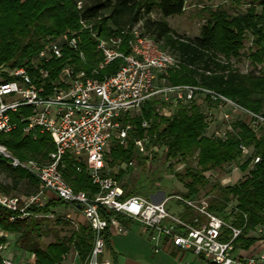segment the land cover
<instances>
[{"label":"trees","instance_id":"1","mask_svg":"<svg viewBox=\"0 0 264 264\" xmlns=\"http://www.w3.org/2000/svg\"><path fill=\"white\" fill-rule=\"evenodd\" d=\"M183 9L184 0H0V81L11 78L3 68L25 67L33 82L37 83V68L31 62L35 59L43 38L47 35H59L67 29L80 35L87 63L74 52L65 49L64 59L52 60L42 66L49 70L50 77L53 78L65 59L70 57L76 70L83 69L89 73L88 64L99 62L101 55L95 49L96 43L90 36L89 29L82 28L79 19L90 23L91 28L102 38L109 35L111 27L121 30L139 24L144 33L157 42L162 41L160 48H169L183 62L180 69L167 71L170 84H200L210 87L242 107L264 115V0H249L243 13H234L231 17L218 9L208 19V23L202 25L198 36L186 38L175 34L164 20L165 17L180 14ZM153 10L159 13L158 19L150 17ZM246 33L249 34L250 46L241 52ZM122 50L126 51L124 47ZM239 56L246 57L252 64V69L247 72L235 69L230 58ZM117 65V60L106 65L98 71V76L113 73ZM205 71H209V74ZM194 101L189 105L180 104L170 117L157 113L159 101H145L140 113L129 118L132 129L127 137V144L121 146L112 142L105 161L110 167L134 161L143 171L144 164L134 149V140L142 137L145 131L152 144L166 147L160 158L161 162L170 160L175 164L185 161L197 150V166L187 162L174 175L185 187L184 195L188 197L198 194L199 188L208 183L203 174L205 171L236 160L240 155V143L250 147L252 156H259L258 162L248 168V157L239 165L242 171H247L241 180L227 185L212 183V196L209 199L210 210L241 229L240 235L233 242L234 249L247 250L257 240L251 232L264 227V126L258 132H253L245 121L236 120L233 131L225 139L207 135L206 115ZM28 111L27 107H20L16 112L10 113L16 126L7 134L0 132V143L19 158L47 161L54 145L47 133H37L33 138L32 133L23 131L25 122L21 121V117L27 115ZM143 120L149 124L146 129L141 127ZM62 163V177L74 191L85 190L90 194L97 191L83 162L78 163L72 154L66 153L62 157ZM77 166L81 167L80 171L76 169ZM125 170L121 168L116 174H111L120 182L123 197H146L158 189L159 186L153 183L154 177L149 174L144 173L145 181L138 185L131 182L133 175L129 174L124 178ZM0 173L9 178L8 183L0 182V190L6 194L20 188L24 189L25 195L37 191V181L34 178L22 169L10 168L1 158ZM62 204L64 202L60 199H54L48 200L40 208L29 206L26 211L30 215L13 222L9 221L12 212L0 209V231L13 235L14 246L34 256L31 264H59L62 256L71 251L76 252L78 261L82 264L93 242V233L87 223L72 227L69 235L60 237L55 234L54 240L45 245L40 242V237L49 233V230L34 215L46 214L51 208ZM99 213L108 222L103 231L107 246L110 218L121 223L123 215L107 212L102 206L99 207ZM5 242V236L1 235L0 243Z\"/></svg>","mask_w":264,"mask_h":264},{"label":"built area","instance_id":"2","mask_svg":"<svg viewBox=\"0 0 264 264\" xmlns=\"http://www.w3.org/2000/svg\"><path fill=\"white\" fill-rule=\"evenodd\" d=\"M77 7H80V2ZM79 23L82 28L89 29L96 43L95 49L101 55L99 62L88 64L89 73L83 69L76 70L70 57L65 59L53 78L49 70L42 66L52 60L64 59L65 49L74 52L87 63L80 35L67 29L59 35L43 38L31 62L37 68V83L33 82L25 67L7 70L11 78L0 81V132H11L16 125L10 113L20 107H27V115L21 117V121L25 122L23 131L32 133L33 138L37 133H47L54 145L47 161H39L19 158L0 143V158L10 168L22 169L37 181V191L23 200L16 194H6L0 190V209L12 212L9 221L29 216L30 213L26 211L29 206H44L48 201L45 192L50 191L56 199L79 211L92 230V247L82 264H111L110 259L104 256L103 231L108 222L100 216V206L107 212L122 214L142 224L147 229L153 253L163 250L167 243L169 247L189 251L210 264H264V250L244 253L246 250L234 249L233 242L240 235L241 229L210 210L209 197L199 194L187 197L184 192L166 195L160 189L146 197H123L120 182L111 174L124 168L133 176L142 175L141 166L129 161L110 167L105 161L112 142L121 146L127 144L132 129L129 118L139 114L147 100L159 101L157 113L170 117L180 104L189 105L200 97L211 109L208 116L219 114L223 128L212 134L222 140L233 131L236 118H242L251 131L258 132L264 126V115L242 107L210 87L166 83L167 71L180 69L184 64L174 53L160 48L159 42L144 33L139 24L121 30L111 27L109 35L102 38L91 28L90 23L83 19H79ZM116 60L118 65L113 73L98 76L100 69ZM187 67L193 68L191 65ZM205 73L209 74V71ZM148 125L146 120L141 122L144 129ZM134 149L146 166V171L149 167L153 170L158 168L160 163L163 175L174 177L183 166L182 162L180 167L174 166L178 162H161L166 147L152 144L146 132L134 140ZM238 149V160L250 158L248 168L258 162L259 156H252L250 147L240 143ZM66 153L72 154L78 163H84L88 177L97 187L95 193L74 191L64 180L60 166H63L62 157ZM227 163V168H230L231 163ZM80 168L76 167L78 171ZM230 169L232 173L237 168L233 166ZM171 199L183 204L180 213H173L167 208ZM37 215L47 216V213L34 216ZM64 217L73 227H77L78 223L70 213ZM109 225L117 233L125 232L124 227L113 217ZM257 232H264V227L258 228ZM7 249L8 244L0 243L2 264H30L34 260L30 254L31 260L27 263L21 260L16 262L5 254ZM67 255L62 256L59 264H64ZM74 255L77 257L76 252Z\"/></svg>","mask_w":264,"mask_h":264},{"label":"rangeland","instance_id":"3","mask_svg":"<svg viewBox=\"0 0 264 264\" xmlns=\"http://www.w3.org/2000/svg\"><path fill=\"white\" fill-rule=\"evenodd\" d=\"M247 2H249V0H184L183 11L180 14L165 17L164 20L167 22L168 26L172 29V31L175 32V34L183 36L185 38L195 37L199 35L202 25L208 23V19L213 17L215 11H217L218 9H222L229 17H231L234 13H243L247 6ZM150 17L152 19H158L160 15L156 10H153L150 14ZM248 36L249 34L246 33L242 41L243 47L241 49V52L245 51L250 46ZM160 44H162L161 40H159V45ZM166 49L170 51L169 48ZM230 62L232 66L240 72H247L248 70L252 69V64L244 56L232 57L230 58ZM3 70L7 71L9 70V68L5 67L3 68ZM167 78L168 76H165V82L169 83ZM194 102L200 106V108L206 115L205 121L208 124V128L206 131L207 135H213L212 132H217L218 130H221L223 128L224 124L220 120L219 114L216 113L215 115H212V117L208 116V111H211V109L208 107L206 102H204L200 97H197ZM164 112L166 113V111ZM164 117L168 116L164 115ZM235 120H242V118L238 117ZM197 156L198 151L196 150L185 161H179L174 166L180 167L181 162L183 163V166L178 169V172L184 168V165L187 162L196 167ZM242 162V158L230 162V168L233 166L237 168L232 173L230 172L231 169L227 168L228 163H223L218 167L205 171L203 174L205 177H207L208 183L203 187L199 188L198 194L202 196H207L210 199L212 196V193L210 192V185L212 183L217 182L220 185H227L234 183L237 180L243 179L246 172L242 171L239 167ZM152 170L153 168L149 167L148 171H146V166L144 165L142 175L132 176L131 182L140 185L145 181L144 173H146L154 177L152 178L153 183L156 186H159L158 189L162 190L166 195L175 193L181 194L182 192H185V187L180 182H178L175 177H165L163 175L160 163H158V168L153 170L154 172H149ZM124 176V178L128 177L129 173L126 172ZM0 182L8 183L9 178L6 177L4 173H0ZM23 190V188H20L18 191L10 192L7 194H16L23 200L26 196L29 195H25L23 193ZM46 200H48V198H46ZM59 206L51 208V210L47 213V216H36V218L40 219L42 225L45 226L44 228L49 230V233L43 234L40 237V242L42 245L52 242L54 240L55 234L59 235L60 237L69 235V231L73 227L72 223L69 220H66L64 217L67 212H71L73 211V209L67 204H62ZM167 208L173 213H180L184 207L181 202H178L176 199H171L167 203ZM49 214L51 215L49 216ZM43 218L45 219L43 220ZM65 222L68 224H66ZM251 233L257 238L255 243L253 244V249L251 253H256L261 250H264V232L258 233L257 231H254ZM1 235L5 236L6 238L5 243L8 244L7 251L9 252V255L16 262L21 260V262L27 263L29 261L28 259L31 258V255L23 252L22 250L14 246L13 235H9L7 233H3ZM143 253L144 254L142 256H136L135 261L137 264H184L185 261L190 263L192 258V254H188L185 260H183L182 258L179 259L178 257L171 255L169 252L163 250L160 253L156 254L153 253L151 246H149ZM65 261H67L65 262V264H71L72 262V264H80L78 259L75 258L73 251L68 253Z\"/></svg>","mask_w":264,"mask_h":264},{"label":"crops","instance_id":"4","mask_svg":"<svg viewBox=\"0 0 264 264\" xmlns=\"http://www.w3.org/2000/svg\"><path fill=\"white\" fill-rule=\"evenodd\" d=\"M112 174H116V173H112ZM45 196L46 198H48V200L56 199L55 195L50 191H46ZM67 213H70L72 219H74V221L77 222L78 224L85 223V220L79 211L73 209V211ZM119 224L122 227H124L125 232L117 233L112 227L109 228L110 236H109L108 245L105 246L104 256L110 259L111 264H137L135 261L136 256L139 255L142 256L144 254L143 252L149 246H151V243L148 239L147 229L142 224L124 215L123 217H121V223ZM3 233L4 232L0 231V235ZM252 247L253 245L249 249L244 251V253L252 250L253 249ZM161 251H159L158 253H160ZM163 251L169 252L171 255H174L179 259L182 258L183 260L187 258L188 254H192L189 251L185 252L169 247L167 243L164 244ZM5 254L10 256L8 251H6ZM75 258L77 257L75 256ZM32 262H30V264ZM65 262L67 261H64V264ZM184 264H210V263L207 260L199 258L196 255L192 254L190 263L185 261Z\"/></svg>","mask_w":264,"mask_h":264}]
</instances>
